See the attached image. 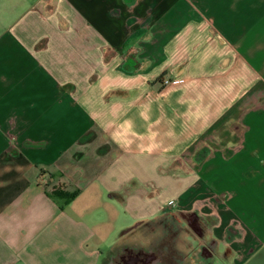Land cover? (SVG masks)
<instances>
[{
    "label": "crops",
    "instance_id": "obj_1",
    "mask_svg": "<svg viewBox=\"0 0 264 264\" xmlns=\"http://www.w3.org/2000/svg\"><path fill=\"white\" fill-rule=\"evenodd\" d=\"M208 191L162 264H264V0H0V264H104L127 217L149 251Z\"/></svg>",
    "mask_w": 264,
    "mask_h": 264
},
{
    "label": "rangeland",
    "instance_id": "obj_2",
    "mask_svg": "<svg viewBox=\"0 0 264 264\" xmlns=\"http://www.w3.org/2000/svg\"><path fill=\"white\" fill-rule=\"evenodd\" d=\"M215 198L216 194L208 191L187 203L177 199L172 201L173 216L169 219L174 225L167 221L162 222L159 247H154L149 251L143 250V246L150 244L147 236H152V234L154 236L155 228L151 223L143 219L144 217H127L125 220H117L115 232L110 234L107 241L100 242L97 246L100 259H107L104 264H149L152 261L155 263L158 259L159 264H162L164 259H192L193 247L201 244L200 239L195 234L188 233L186 226L177 227L174 221L187 224L191 229L196 230L212 227L216 222L221 224L223 217L219 211L218 199L216 201ZM148 219L153 218L149 216ZM127 221H129L128 224ZM229 223L242 224L241 220L234 215L229 218ZM177 236H180L179 239L176 238ZM163 238L165 241H162ZM114 239L112 250L108 247ZM134 248L137 250H132ZM163 255L166 257L164 258Z\"/></svg>",
    "mask_w": 264,
    "mask_h": 264
},
{
    "label": "trees",
    "instance_id": "obj_3",
    "mask_svg": "<svg viewBox=\"0 0 264 264\" xmlns=\"http://www.w3.org/2000/svg\"><path fill=\"white\" fill-rule=\"evenodd\" d=\"M52 194L61 200V205L63 206L78 194V190H69L61 186H55L52 190Z\"/></svg>",
    "mask_w": 264,
    "mask_h": 264
},
{
    "label": "built area",
    "instance_id": "obj_4",
    "mask_svg": "<svg viewBox=\"0 0 264 264\" xmlns=\"http://www.w3.org/2000/svg\"><path fill=\"white\" fill-rule=\"evenodd\" d=\"M173 81H174L173 78H170L168 76L163 77L162 80H161L162 87L163 88L167 87L169 84H172Z\"/></svg>",
    "mask_w": 264,
    "mask_h": 264
}]
</instances>
